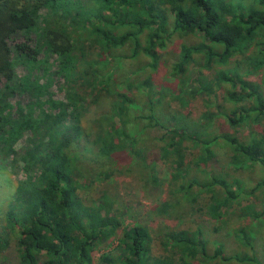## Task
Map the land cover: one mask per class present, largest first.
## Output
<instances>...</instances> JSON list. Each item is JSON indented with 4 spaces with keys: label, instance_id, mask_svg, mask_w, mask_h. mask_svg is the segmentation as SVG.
<instances>
[{
    "label": "trees",
    "instance_id": "16d2710c",
    "mask_svg": "<svg viewBox=\"0 0 264 264\" xmlns=\"http://www.w3.org/2000/svg\"><path fill=\"white\" fill-rule=\"evenodd\" d=\"M17 34L28 45L10 44ZM173 38L177 54L168 62V74L175 83L154 88L150 75L134 77L146 66L154 70ZM123 48L125 54H117ZM41 51L43 62L36 59ZM141 55L149 62L117 74L123 58L138 61ZM51 56L54 70L44 67L42 72L48 86L49 74L60 77L63 100L48 95L42 100L48 92H37L39 79L32 74ZM17 64L27 73L19 75ZM257 68L264 70V0H0V168L23 174L15 179L4 214L0 249L14 241L16 264H95V251L118 233L114 252L100 253L97 264H264L262 248L255 244L264 214V179L246 187L204 168L187 177L193 169L184 152L189 145L207 162L210 147L220 139L264 172V71L260 81L246 80ZM200 92L213 101L204 104L205 114L196 121L181 108L169 109L170 102L183 106ZM157 94L168 95L165 105H157ZM15 97L27 99L11 103ZM135 97L145 100L140 112ZM104 98L107 110L90 114ZM136 121L140 132L127 137L126 124ZM243 127L248 131L237 136ZM144 128L161 131L159 144L140 147ZM24 133L25 142L16 148ZM72 144L100 165L124 166L134 156L154 164L168 161L173 179L167 193L174 203L205 192L210 193L205 203L209 218L223 222L238 213L231 231L235 246L213 236L223 230L218 225L192 234L163 226L162 251L153 254L149 228L110 210L105 191L89 203L79 196L78 188L89 181L77 171ZM146 161L138 163L144 171L140 180L144 192H154L163 182ZM108 165L101 166L104 175L115 170ZM215 187L221 192L215 193ZM256 191L263 198L257 199Z\"/></svg>",
    "mask_w": 264,
    "mask_h": 264
},
{
    "label": "rangeland",
    "instance_id": "374dc122",
    "mask_svg": "<svg viewBox=\"0 0 264 264\" xmlns=\"http://www.w3.org/2000/svg\"><path fill=\"white\" fill-rule=\"evenodd\" d=\"M197 36L193 35L192 39L197 41ZM15 40L9 41L10 44L15 41H24L27 44V40L20 36V34L15 35ZM176 39L173 38L172 42L169 43V46L165 51L160 52L158 61L156 63V68L154 70H150L151 66H146L143 69H139L135 76L137 79L144 78L146 75H150L152 86H170L174 84L173 77L168 74V62L173 59L177 54V43ZM34 42V35L32 33L29 34L28 43L31 46ZM28 45V44H27ZM125 48L117 51V54H125ZM43 52L41 51L36 59H41L43 57ZM199 59L200 55H196ZM44 59V58H43ZM41 59V62H43ZM144 62H149V59L146 56L141 55L137 61H130L128 58H123L119 65L117 66V74H122L124 71L132 70L137 65H143ZM40 63V61H39ZM39 65V64H38ZM45 67V69H44ZM41 70L37 71L33 70V75L38 76V84H37V92L44 93L48 92L41 96V99H45L48 96L52 100H63V94L58 89V84L61 79L59 76H55L54 74H49L51 77V82L48 86L46 78L48 77L45 71H53L54 66V56L45 60L44 64L40 63ZM216 67L211 68L208 71V74L211 75ZM26 68L21 67V65H16V72L19 75L26 74ZM43 69L45 71H43ZM44 73H43V72ZM205 71V70H204ZM262 68H257L256 71L251 72L247 77L248 80L252 81H260L261 74L263 73ZM136 80L135 78L132 79ZM2 79H0V84L2 83ZM154 87V88H155ZM41 93V94H42ZM220 93V91H218ZM48 95V96H47ZM25 97H15L10 100L11 103L14 100H24ZM27 99V97L25 98ZM157 105L159 103H163L165 105L166 99H168V95H165L164 98L157 94L154 97ZM213 101V98L210 94L205 92L195 93L192 96L187 97L185 104L180 106L177 102H170V108H178L184 112L188 113L189 118L196 121L201 116L205 114V103ZM222 101V94L218 96V102ZM134 103L138 111L142 110L145 106V100L143 98L135 97ZM165 109V108H164ZM213 109V108H212ZM107 110L106 99L100 103V105L94 108L90 114H94L96 112H101ZM166 110V109H165ZM81 124L85 128V123L81 118ZM263 125V124H262ZM127 130L125 131L126 136H135L134 134L140 132L141 122L136 121L133 125L129 123L126 124ZM247 128V127H246ZM263 129V128H262ZM264 130V129H263ZM217 131V130H216ZM248 128H241L237 132V136L241 137L242 134L246 133ZM161 131L157 128H144L140 133V147L150 146L152 144L158 143V139L160 138ZM27 137V133L20 134V138L15 144L16 148H21L23 143L25 142V138ZM159 144V143H158ZM79 146H75L72 144L70 146V151L78 155V159L74 161L75 166L77 167V171L81 176L86 178V181H89L88 185L84 187L78 188L79 196L86 203L91 202L92 200H96L97 197L101 195L102 191H105L108 195V200L110 201V210L117 211L120 216L126 217V222H129L131 218H135L136 221L143 223V225L147 226L152 234V246L151 251L153 254L158 255L161 253L160 245H159V235L163 226H169L175 230H187L191 234L197 232L199 228L205 231H209L213 226L218 225L221 229L220 232L213 234V236L218 239L225 240L227 247L232 248L235 246V241L231 238V231L238 225V221L236 220V215H228L225 221L217 222L216 220L209 218L207 212L205 211V203L210 193L202 192L199 196H194L191 200L182 201L179 203H174L172 198H169L167 193V182L172 180V167L169 165V162H155L152 163L151 160L149 163L146 160H138L135 156L133 160L127 162L128 164H124V166L113 164L100 165V160H96V157L86 153L82 155L79 153ZM212 156L208 159L207 162H203L201 159H198V153L196 150L187 145L184 149L185 159L191 165V172L187 173V177L193 173H201L199 168H204L209 171H213L216 175L221 176L225 181H231L233 179L239 180L246 187L252 185V181L255 179H264V172L261 166L256 161L246 160L244 157L233 153L223 142L218 139L212 146L210 147ZM123 161V160H122ZM121 161V162H122ZM146 161V167L149 166L155 169L158 177L162 180V187L157 189L154 192L148 191L144 192L142 187V181L140 180V176L144 174V171L140 169L138 163H144ZM109 166L110 169L115 168L113 172L107 174H103L100 171H104L101 169V166L105 167ZM116 168H120L119 170ZM144 170H148L145 168ZM205 170V171H207ZM17 174H11L7 169L0 168V231L2 226L5 224L4 214L8 208L10 200L14 197L15 190V179L16 177H23L22 172L17 168L15 169ZM204 171V172H205ZM99 173L102 175H99ZM200 179L204 178V174L202 173L199 177ZM86 183V182H85ZM215 193H220L221 190L218 187L214 189ZM264 192V187H263ZM257 194V191L255 192ZM263 198L260 195V192L257 194V199ZM171 200V201H170ZM244 199H242L241 203ZM258 201V200H257ZM171 202V203H170ZM255 206H260L257 202ZM127 212V213H126ZM258 229H257V238L255 244H259V249L262 248L260 254H264V214L262 218L258 221ZM212 231V230H210ZM118 233H115L114 236L108 238L105 243L99 246V248L94 253L93 262L97 264V257L102 252L112 251L114 252L116 238ZM233 240V241H231ZM231 242V243H228ZM262 257V256H261ZM17 250L16 244L14 241H10L9 245L5 248L0 249V264H16L17 262Z\"/></svg>",
    "mask_w": 264,
    "mask_h": 264
}]
</instances>
